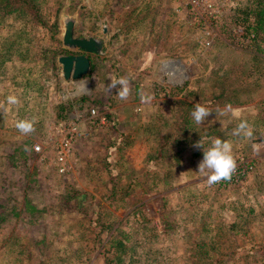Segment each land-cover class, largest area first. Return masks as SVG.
I'll return each instance as SVG.
<instances>
[{"label":"rangeland","instance_id":"obj_1","mask_svg":"<svg viewBox=\"0 0 264 264\" xmlns=\"http://www.w3.org/2000/svg\"><path fill=\"white\" fill-rule=\"evenodd\" d=\"M128 1L138 11L160 10ZM216 1L221 19L205 33L207 23L163 0L167 20L156 19L142 43L163 49L146 68L152 83L139 85L151 90L141 109L134 86L121 100L103 71L79 77L86 84L78 89L63 77L58 56L82 51L62 43V13L73 19L78 7L74 16L84 21V0H39L49 24L57 18L56 36L0 9V264H264V48L256 51L233 23L246 0ZM23 27L29 33L16 29ZM224 81L236 97L234 111L221 114L228 104L214 94ZM9 95L19 103L9 104ZM254 97L256 106L240 114ZM184 100L211 115L200 124L192 112L183 118ZM92 106L98 115L90 121ZM66 119L79 135L61 173L54 140ZM20 120L34 121V131H19ZM242 120L251 136L234 133ZM206 133L204 149L215 138L230 141L240 162L214 185L198 172L203 150L191 145Z\"/></svg>","mask_w":264,"mask_h":264},{"label":"crops","instance_id":"obj_2","mask_svg":"<svg viewBox=\"0 0 264 264\" xmlns=\"http://www.w3.org/2000/svg\"><path fill=\"white\" fill-rule=\"evenodd\" d=\"M137 1L145 2L144 5L148 8L155 7L157 9V6L159 5L160 10L146 11L145 9L143 12L138 11L137 8L134 9V7L132 8L128 6V0H84V21H82L79 16H74L77 13V7L73 12V31L76 32L78 29H84L85 37L92 35L103 39L104 45L102 53L86 52L90 58L89 73H91L94 68L98 72L103 71V76L106 77L105 79H108L109 84L112 79H119L120 77L125 76L128 77L130 85L134 86V92H132V94L137 98V104L134 107L135 109H141L142 103L151 96V90H149V88L142 90L139 88V85L142 82H151L150 79L147 78L149 75H147L148 71L146 68L147 66H149V68L155 66L154 62L159 56H161L159 54L163 49V46L157 48L153 44L148 45L146 43L143 45L142 43L143 40L146 41V39H150L152 29L156 27L158 21L156 19H160V23L162 24L163 21L165 22L167 20V7L165 6V3H163V0ZM66 15V12L62 13V19L60 22V25L62 24V26H64V21L68 19L65 18ZM152 19L155 21L153 22ZM80 23L84 24V28H78V24ZM166 26L167 22L164 24L165 28H167ZM116 30L118 31L117 33ZM93 55L97 58L101 57L98 60L104 59V64L106 65L105 68L98 65ZM150 59L151 61H149ZM83 77H85V75ZM92 77L93 76H90L91 79ZM143 77L145 78L142 79ZM74 79H76V88H80L83 83L84 85L86 84L83 78ZM112 95H117V89L112 90ZM142 96L145 97L143 101L141 100ZM234 102L235 101L224 102V104L229 105ZM256 103L257 98H255L254 102L241 103L240 114L252 109L256 106ZM109 111H112V109ZM205 139H211L210 133H206L202 137V141ZM195 143L196 142L194 141L191 145L193 146Z\"/></svg>","mask_w":264,"mask_h":264},{"label":"trees","instance_id":"obj_3","mask_svg":"<svg viewBox=\"0 0 264 264\" xmlns=\"http://www.w3.org/2000/svg\"><path fill=\"white\" fill-rule=\"evenodd\" d=\"M243 3V2H242ZM0 9H3V13L14 11L13 18L17 19L19 16L25 20L27 23L39 22L42 26L47 27L52 35L56 36L58 32L57 18L53 23L49 24V21L44 17L39 0H0ZM240 13H236L233 23L242 29V35H246L250 38V41L254 43V48L256 51L263 50L264 48V0H246L244 5H241ZM18 11V12H17ZM238 11V10H237ZM221 16V15H220ZM217 20H220L221 17ZM26 26V25H25ZM17 31H22V34H27L29 32H24L25 27L16 28ZM20 34V35H22ZM58 39V38H57ZM53 53V58L56 57V51L51 50ZM42 52V51H41ZM255 58H259L255 55ZM90 59V58H89ZM90 72V69L87 73ZM87 73L85 75H87ZM221 83L218 87L219 91L214 94L215 99L223 102L234 101L236 94H229L227 87H230V83L227 81L219 82ZM193 93V92H192ZM89 95L82 96L81 99L87 100ZM184 100L183 104V118L189 116L191 112L195 109V104ZM61 105L59 109H61ZM62 112L59 113L61 115ZM62 116V115H61ZM199 140L200 136L198 137ZM23 154V152H21ZM14 214L16 212H13ZM105 250V249H104Z\"/></svg>","mask_w":264,"mask_h":264},{"label":"clouds","instance_id":"obj_4","mask_svg":"<svg viewBox=\"0 0 264 264\" xmlns=\"http://www.w3.org/2000/svg\"><path fill=\"white\" fill-rule=\"evenodd\" d=\"M113 89H117V96L121 100H126L131 92L128 77L125 76L120 77L119 79H112L108 85V91L110 92ZM7 99L9 104L19 103L17 97L14 95H9ZM144 99L145 97L142 96L141 100L143 101ZM228 111H234L230 104L225 106V109L221 111V114H225ZM191 115L195 123L200 124L211 115V111L198 103ZM16 127L22 133H30L34 131V121L20 120L17 122ZM234 133L237 135L241 133L246 136L252 135L250 125L246 120L240 122L236 129H234ZM193 147L203 150V159L198 165V172L207 175V182L209 185H214L231 178L236 169V160L232 154L233 146L230 141L215 138L212 141L211 146L204 149L200 140L197 141Z\"/></svg>","mask_w":264,"mask_h":264},{"label":"built area","instance_id":"obj_5","mask_svg":"<svg viewBox=\"0 0 264 264\" xmlns=\"http://www.w3.org/2000/svg\"><path fill=\"white\" fill-rule=\"evenodd\" d=\"M175 2V12L182 13L183 11L190 18H194L200 22L198 25L208 24L202 28V31L209 33L212 31L214 21L221 15V6L216 0H171ZM209 27V28H208ZM208 28V29H205ZM89 118H92L97 114L95 107H89ZM77 116H80L78 114ZM103 119V118H102ZM60 130L62 131L61 136L54 140L57 147L56 164L57 170L61 173H65L67 170V157L66 154L71 150L73 141L76 140L79 135V128L76 122L72 119H66L59 123ZM56 139V138H55ZM34 149H40V144H35ZM240 167V162L236 163V168Z\"/></svg>","mask_w":264,"mask_h":264},{"label":"water","instance_id":"obj_6","mask_svg":"<svg viewBox=\"0 0 264 264\" xmlns=\"http://www.w3.org/2000/svg\"><path fill=\"white\" fill-rule=\"evenodd\" d=\"M74 21L68 18L64 21L62 43L68 47L79 48L82 52L67 53L58 56L62 66V75L65 79L79 78L88 72L90 59L86 52L102 53L103 40L95 36H75Z\"/></svg>","mask_w":264,"mask_h":264}]
</instances>
